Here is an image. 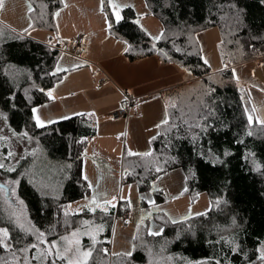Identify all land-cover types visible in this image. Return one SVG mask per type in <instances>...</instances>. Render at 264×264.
I'll use <instances>...</instances> for the list:
<instances>
[{"label": "trees", "instance_id": "16d2710c", "mask_svg": "<svg viewBox=\"0 0 264 264\" xmlns=\"http://www.w3.org/2000/svg\"><path fill=\"white\" fill-rule=\"evenodd\" d=\"M62 2L31 0V28L54 29V12ZM145 2L162 23L159 39L139 25L133 7L123 8L119 20L107 8L110 33L127 42L125 57L133 61L156 55L162 64H177L195 78L162 92L168 123H162L152 138L150 155L124 156L126 178L138 182L144 192L160 174L182 168L185 193L194 201L207 191L212 206L177 221L157 212L163 225L160 235H149L142 226L134 236L131 256L110 257L102 251L109 242L102 239L87 264H262L258 256L264 240V124L256 118L249 123L247 94L233 66L264 56V0ZM212 27L221 31L225 67L218 72L204 62L197 38ZM63 52L0 23V110L6 111L14 130L26 132L37 146L0 181V228L9 232L7 237L0 235V241L10 245L0 244V264H23L25 257L30 262L32 245L44 251V264H66L45 247L70 234L82 216L91 213L66 209L68 203L92 193L83 170L85 150L96 135L89 124L91 115H73L44 127L34 119L33 108L50 100L47 93L70 70L56 71ZM11 187L20 200L18 209L11 208ZM154 195L158 202L165 200L162 190ZM127 209L128 204L120 203L116 211ZM23 248L29 251L22 253Z\"/></svg>", "mask_w": 264, "mask_h": 264}, {"label": "rangeland", "instance_id": "374dc122", "mask_svg": "<svg viewBox=\"0 0 264 264\" xmlns=\"http://www.w3.org/2000/svg\"><path fill=\"white\" fill-rule=\"evenodd\" d=\"M62 1V5L57 7L54 12V29L31 28V0H4V6L0 8V23L20 33L27 34L35 39H43L54 46L62 48L64 52L59 59L56 71L80 64L67 72H101L102 67L100 64H96L97 59L108 55L111 51H116L119 47L127 46L126 41L115 38L109 31L107 8L111 10L117 20L109 0H104L103 4L101 0ZM116 3L122 5L119 9L120 17H122L123 8H125L123 5H127V7L131 6L137 11V22L139 25L147 30L153 38L160 36L163 29L162 23L149 12L145 0H116ZM78 33L86 35L87 43L74 52V39ZM197 38L202 48L204 60L206 59L208 64L212 66L219 63L222 64L220 29L218 27L205 29L197 34ZM88 43L89 46H87ZM76 68L79 71H75L74 69ZM244 68L240 67L237 69V73H240V71L242 73ZM260 72L264 73V70H260ZM103 83V80H99L96 86L93 87L92 94L96 96L100 95L99 89L102 88ZM254 87L263 89L264 81L254 83ZM254 95L256 96V92ZM260 102H264V99H260ZM43 104L36 105L33 108L38 110L36 113L33 112L34 119L36 115H39L46 122L45 125L50 124L47 123L48 121H52L53 123L54 121L63 119L57 111L52 110L56 107V103L50 105L52 109L49 105ZM247 108L253 118V110H251L249 105ZM0 113L4 114L0 116V163L5 165L4 168H0V181H3L10 177V174L16 170L21 161L28 154L34 152L37 146L34 140L25 137L10 126L5 110H0ZM166 118L167 106L165 103ZM108 125L114 126L111 122H108ZM112 128L118 131L117 128ZM146 129L147 125L145 123L143 133L139 129L143 145L140 148L142 150H138L140 153H149L152 149V143H147L146 141ZM121 131H123V126L121 127ZM158 132L159 127L154 134L150 132L151 137L153 138ZM130 137L131 135L126 139V135L121 133L118 141H116V137L109 139L105 152H101L100 150L103 139L101 137L91 138L85 152L87 159L84 166V176H87V180L92 186V193L81 200L66 205V209L73 212H83V208L86 207L91 213L83 215L79 227L75 228L70 234L63 236V238L67 237V239L60 238L50 241L45 247L46 252L57 256L58 250L59 254H63L67 247L76 248L75 241L79 240V257L83 260L82 253L90 247V242H93L94 237L97 242L102 239L109 242L111 253H107L111 257L113 253H126L132 249L133 237L142 226H146L148 231L163 230V225L156 219L157 212H164L171 220L177 221L203 213L211 208L212 202L207 191L201 192L194 201L185 193L186 175L182 168L172 169L160 174L152 181L151 188L144 192L140 191L138 182L128 181L126 175L129 168L127 162H124V156L128 155V152L131 151ZM9 152L13 155L9 156ZM94 160L110 167L111 172L104 175L96 172L93 173L92 162ZM9 168L14 170L9 171ZM157 190L164 192V201L158 202L156 200L154 193ZM10 192L12 198L15 199H12L14 205L11 208L18 209L20 200L18 197H15L13 187H11ZM93 196L96 197L95 204L92 203ZM105 201H110L111 203H105ZM120 203L128 204L126 213H117L116 210ZM93 208L95 209L94 211L92 210ZM104 208H107L108 211L105 212ZM113 209L114 212H111ZM127 213L129 214V218L126 220L125 215ZM141 218H143V224H140ZM110 226L111 233L108 235L107 231ZM101 227L103 231H99ZM0 229L7 228L1 227ZM73 232L77 233L75 237L72 236ZM86 233H91V235H86ZM0 235L1 237L4 236L2 232H0ZM69 241H72V243L69 244ZM262 247H264V240L261 242L259 249L261 250ZM50 249L51 252L49 251ZM44 256V251L37 250V247L34 248L29 264H44V261H42Z\"/></svg>", "mask_w": 264, "mask_h": 264}, {"label": "crops", "instance_id": "0c3cea01", "mask_svg": "<svg viewBox=\"0 0 264 264\" xmlns=\"http://www.w3.org/2000/svg\"><path fill=\"white\" fill-rule=\"evenodd\" d=\"M78 34L84 36V42L81 46L86 45V35L84 33ZM87 46H89V43ZM126 47H119L116 51H111L108 55L97 59L96 64H100L102 67L101 72H67L63 79L49 90L52 92V96L45 103L49 107L52 103H56L55 108H50L53 111H57L59 116L63 118L82 113L91 115L92 118L89 124L96 131V135L93 137H101L103 139L101 152H105L109 139L116 137V141H118L120 134L124 133L126 139L131 135V151L140 153L138 150H142L140 148L143 145L139 129L143 133L144 123L147 125L146 141L150 143L152 140L150 132L154 134L158 128L157 125H161L165 119V102L162 92L195 78L191 71L177 64H162L156 55L130 61L124 55ZM78 65L80 64L72 65L66 69L71 70ZM209 66H211L213 72L221 71L225 67L223 62L222 64ZM240 67H245L244 71L237 73V69ZM233 69H235L233 73L236 79L247 94L246 103L251 110L254 109L253 118L264 120V102H260V99H264V88L254 87V83L264 81V73L260 72V70H264V62L261 57L236 64ZM74 70L79 71L78 68ZM99 77L100 79H98ZM99 80H103L104 83L102 88L99 89L100 95L96 96L92 94V91ZM255 92L256 96L254 95ZM127 94L134 99L130 115L127 118L112 119L110 112L125 104ZM108 122H111L114 126H109ZM122 126L123 131H121ZM112 127L117 128L118 131ZM86 159L87 157L84 153L83 170ZM92 165L93 173L104 175L111 172L110 167L95 160ZM87 211L89 212L90 210L84 207L83 212Z\"/></svg>", "mask_w": 264, "mask_h": 264}, {"label": "snow or ice", "instance_id": "6c2138e0", "mask_svg": "<svg viewBox=\"0 0 264 264\" xmlns=\"http://www.w3.org/2000/svg\"><path fill=\"white\" fill-rule=\"evenodd\" d=\"M102 4L104 2V0H101ZM109 3L112 7V10L113 12L115 13L116 15V18L117 20H119L121 17H120V11L119 9L122 7V5L116 3V0H109ZM4 6V0H0V8H2ZM123 7H127V5H123ZM58 15V13H57ZM109 27H111V24H109ZM25 31H27V29H25ZM162 35V34H161ZM153 39H159V37H154ZM177 51H180L179 48L176 49ZM205 63H208V61L205 59L204 61ZM59 71V69H58ZM233 72H235V69H233ZM41 91H43V89H41ZM48 96L51 97L52 96V92L49 91L48 93ZM254 111V109H253ZM33 112L36 113L38 112L37 109H33ZM4 114L3 113H0V116H3ZM259 120V118H257ZM35 120H36V124L37 126L39 127H44L45 126V121H43L39 115H36L35 116ZM248 120H249V123L252 122V116L249 115L248 117ZM259 122L261 124H264V120H259ZM47 123H52V121H48ZM163 124H167L168 123V120L165 119L162 121ZM160 125H157V127H159ZM251 134V133H249ZM25 137H27V133L25 132L23 134ZM153 139H155V137H153ZM129 155H141V156H148L150 155V153L148 152H145V153H132L131 151L128 152ZM9 156L13 155L11 152L8 153ZM5 165L0 163V168H4ZM14 169L12 168H9V171H13ZM157 171H161V169L157 168L156 169ZM85 179L87 180V176H85ZM91 187V184L89 185ZM121 199H123V197H121ZM151 202V201H150ZM92 203L95 204L96 203V197L93 196L92 198ZM105 203H111L110 201H105ZM129 205H130V201H129ZM114 207V205H112ZM93 211L95 210L94 208L92 209ZM105 212L108 211L107 208H104L103 209ZM140 224H143V218H141V221H140ZM138 228H139V225H138ZM99 231H103V228L101 227L99 229ZM0 232H2L4 234L5 237L8 236V231L7 229H0ZM162 232V229L160 231H151L149 230V235H153V236H156V235H160ZM44 234L43 233H40V236L42 237ZM77 235L76 232H73L72 233V236L75 237ZM86 235H91V233H86ZM62 239H67V237H64ZM133 239H135V237H133ZM55 243V242H54ZM72 241H69V244H71ZM97 243V241L95 240V238L93 237V244L91 247H89L88 249L84 250L82 255L84 257L83 260L80 259L79 257V254H80V249H79V244H80V241L79 240H76L75 241V244L77 245L76 248H72V247H67L65 248L64 250V253L63 254H59L58 250H57V258L59 260H62V261H65L66 264H87V258L91 257L92 255V252L95 250V244ZM0 244H3V247L5 248H8L10 247V245L4 241H0ZM32 248H35L36 245H32L31 246ZM234 251H238V246L237 248H234L233 249ZM20 251L22 253H26L29 251V248H23V249H20ZM51 252V249L49 250ZM102 251L107 254L108 250L105 248V249H102ZM135 251V245H133L132 249H130L128 252L126 253H123V254H120V253H113V255H124V256H131L132 255V252ZM258 259L262 262V264H264V247L261 248L260 250V254L258 256ZM17 264H21L20 261H17ZM23 264H29V261L27 260V258L25 257L23 259ZM53 264H55V261H53ZM200 264H208L207 261H204V262H200ZM215 264H220L219 261H216Z\"/></svg>", "mask_w": 264, "mask_h": 264}, {"label": "built area", "instance_id": "2783aa9c", "mask_svg": "<svg viewBox=\"0 0 264 264\" xmlns=\"http://www.w3.org/2000/svg\"><path fill=\"white\" fill-rule=\"evenodd\" d=\"M83 42H84V36L82 34H78L74 39V43H75L74 52H76V50L82 45ZM261 59L264 62V56H262ZM133 103H134L133 97L127 94L125 104L110 112L111 118L113 119L127 118L130 115L131 106L133 105ZM128 218H129V214L127 213L125 215V219L127 220ZM105 248L108 250V253H111L110 245H107Z\"/></svg>", "mask_w": 264, "mask_h": 264}, {"label": "bare ground", "instance_id": "6f19581e", "mask_svg": "<svg viewBox=\"0 0 264 264\" xmlns=\"http://www.w3.org/2000/svg\"><path fill=\"white\" fill-rule=\"evenodd\" d=\"M211 67V66H210ZM89 139V138H88Z\"/></svg>", "mask_w": 264, "mask_h": 264}]
</instances>
